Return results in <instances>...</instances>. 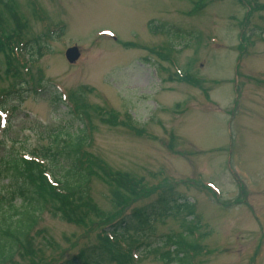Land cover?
Here are the masks:
<instances>
[{"label": "rangeland", "instance_id": "obj_1", "mask_svg": "<svg viewBox=\"0 0 264 264\" xmlns=\"http://www.w3.org/2000/svg\"><path fill=\"white\" fill-rule=\"evenodd\" d=\"M5 1L1 39L15 33L28 45L9 75L0 51V162L80 133L49 94L55 84L88 112L83 149L106 173L92 177L84 223L44 213L7 264H58L87 247L118 251L168 234L196 245L194 264H264V0ZM150 23L186 38L170 42ZM76 45L72 65L65 53ZM6 183L0 176L1 200ZM161 196L186 197L195 215L152 218L126 239L102 233Z\"/></svg>", "mask_w": 264, "mask_h": 264}, {"label": "trees", "instance_id": "obj_2", "mask_svg": "<svg viewBox=\"0 0 264 264\" xmlns=\"http://www.w3.org/2000/svg\"><path fill=\"white\" fill-rule=\"evenodd\" d=\"M1 1L7 6L8 1ZM149 29L153 34L166 33L173 43L175 40L186 38L178 29L167 27L159 29L153 23H150ZM3 33L5 41L1 39L0 32V51L7 58L6 70L9 74L15 68L11 56L19 63V55L26 51L28 41L19 40L18 43L15 42L18 35L4 31ZM181 79L192 83L187 77ZM49 94L56 100L58 107L72 110L73 119L80 127L82 126V130L80 133L77 132V135L68 136L70 141H65L67 143L63 147L57 144L60 136L59 133L56 134L50 147L41 148L37 150L38 152L30 154L32 159L25 158L26 154L14 151L5 154L1 159L0 176H3L7 183L2 193L3 200L0 199V264H7L16 253L26 251L23 242L25 238L29 239L28 233L33 230L36 221L44 213L61 220L84 223L88 217L87 205L90 204L88 199L92 177L96 172L103 177L106 174L101 169L103 163L83 149L88 143L86 128L91 122L88 112L77 107L75 109L74 105L65 107L56 91L49 90ZM133 181L141 188L140 182ZM110 183L119 187L115 181ZM121 186L130 194L137 189V186L129 183L127 179ZM182 212H188L191 217L195 215L194 205L186 197L175 199L173 196H161L155 203L134 209L131 214L122 215L110 222L102 229V233L107 235L106 238L111 236L126 239L132 236L131 232L141 231L140 226L148 224L154 218L170 216L173 213L178 215ZM188 232L192 233L190 229ZM150 238L139 240L129 247V250H123L120 245L118 251L101 246L87 247L58 264H137L150 256H160L164 264H194L193 251L196 245L188 241L187 235L168 234L149 241Z\"/></svg>", "mask_w": 264, "mask_h": 264}, {"label": "water", "instance_id": "obj_3", "mask_svg": "<svg viewBox=\"0 0 264 264\" xmlns=\"http://www.w3.org/2000/svg\"><path fill=\"white\" fill-rule=\"evenodd\" d=\"M80 57L78 48H72L67 51V58L71 63L76 62Z\"/></svg>", "mask_w": 264, "mask_h": 264}]
</instances>
